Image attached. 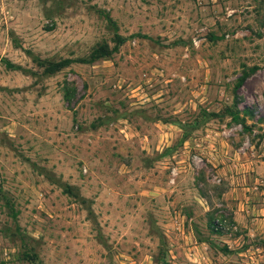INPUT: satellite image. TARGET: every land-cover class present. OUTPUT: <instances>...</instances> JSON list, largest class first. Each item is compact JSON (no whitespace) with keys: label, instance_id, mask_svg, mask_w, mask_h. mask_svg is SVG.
<instances>
[{"label":"rangeland","instance_id":"1","mask_svg":"<svg viewBox=\"0 0 264 264\" xmlns=\"http://www.w3.org/2000/svg\"><path fill=\"white\" fill-rule=\"evenodd\" d=\"M263 19L0 0V264H264Z\"/></svg>","mask_w":264,"mask_h":264},{"label":"trees","instance_id":"2","mask_svg":"<svg viewBox=\"0 0 264 264\" xmlns=\"http://www.w3.org/2000/svg\"><path fill=\"white\" fill-rule=\"evenodd\" d=\"M261 24H263V21H261ZM106 52L107 51H106L104 46H99L98 48H96L93 51L91 57H95L97 54H103V53H106ZM0 59L5 62L6 66L11 67V68H15L16 67L15 64L10 62L9 60L2 59V58H0ZM36 62H37V64L39 66H41L43 68L45 73L51 74V73H54L56 71L61 70L65 66H67L69 60H59V61H53V62L52 61L46 62V61L37 60ZM65 97L67 99L66 95H65Z\"/></svg>","mask_w":264,"mask_h":264}]
</instances>
